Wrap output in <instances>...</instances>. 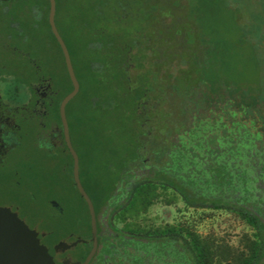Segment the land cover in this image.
I'll use <instances>...</instances> for the list:
<instances>
[{"label": "trees", "instance_id": "16d2710c", "mask_svg": "<svg viewBox=\"0 0 264 264\" xmlns=\"http://www.w3.org/2000/svg\"><path fill=\"white\" fill-rule=\"evenodd\" d=\"M198 1L55 0V25L80 87L66 107L80 178L93 203L120 206L123 215L130 212L135 218L144 217L158 190L179 197L187 210L234 215L256 230L240 251H224L181 223L167 224L158 232L183 236L195 264H264V211L251 207L258 205L248 191V179L234 177L225 155L213 148L214 138L200 132V101H206L208 91L221 81L211 73L218 62L210 60L226 38L212 37L210 29L205 32L196 16L202 10L195 5ZM209 1L223 4V12L244 10L243 0ZM249 1L256 9L249 22L236 20L232 33L252 50L264 40V0ZM180 10L190 14L181 20L174 15ZM48 11V0L0 1V47L5 52L0 85L14 104L28 97L30 106L38 99L35 87L47 86L51 101L46 107L60 128L59 104L72 85ZM181 49H188L189 55ZM181 57L184 61L179 62ZM181 63L186 68L173 78L171 69ZM202 87L205 98H200ZM21 145L11 150L6 170L13 183L33 169V151L24 152ZM37 150L66 178L89 226L62 138L53 152ZM25 199L35 201L29 195Z\"/></svg>", "mask_w": 264, "mask_h": 264}, {"label": "flooded vegetation", "instance_id": "af4514ba", "mask_svg": "<svg viewBox=\"0 0 264 264\" xmlns=\"http://www.w3.org/2000/svg\"><path fill=\"white\" fill-rule=\"evenodd\" d=\"M35 92L38 99L33 106H30L28 97L14 104L0 85V171L6 172L10 166L8 161L12 159L11 150L23 144L24 138L28 137L30 119L39 132L36 133L37 149L50 153L57 150L61 138L63 141L62 127L51 120L46 107L51 101L48 87L39 85ZM204 92L206 89L200 93V98H205ZM208 95L206 101H200L201 135L214 138L213 148L225 155L234 177L248 179V191L253 193V201L258 205L251 207L264 211V82L231 80L228 85L218 83L213 91H208ZM79 179L89 196L80 178V160ZM11 183L13 189L4 192L0 179V206L16 212L30 229L38 233L40 243L48 249L55 264H83L93 249L86 203L89 226L85 218L81 222L75 221V226H67L69 204L51 198L46 202L50 210L46 215L37 209L36 200L25 203L17 197L20 181ZM28 195L35 199L31 193ZM92 204L96 218V248L87 264H195L183 236L158 232L166 225H149L130 212L123 215V208L113 204ZM80 206L83 209V205ZM246 226L253 234L256 233L253 227ZM60 244L65 247L56 250Z\"/></svg>", "mask_w": 264, "mask_h": 264}, {"label": "rangeland", "instance_id": "374dc122", "mask_svg": "<svg viewBox=\"0 0 264 264\" xmlns=\"http://www.w3.org/2000/svg\"><path fill=\"white\" fill-rule=\"evenodd\" d=\"M251 2L249 0H243L240 6L244 10L239 9L232 13L223 12L224 5L221 3L219 5V2L216 1L203 0L202 4H200L199 0L197 2L198 4H195L198 9L200 7L202 8L200 13H196V16L199 15L201 17V24H203L205 32L206 29H210L215 34L212 37H217L219 40L226 38V40L224 39L226 42L223 44V47H221L222 44L218 43L217 49L214 51L216 55L210 60L211 62H218L211 73L212 75L216 74L219 78L218 80H221L219 83H222V80L248 81L250 83L264 82V40L259 48L254 49L252 47L251 50L246 44L239 42L238 37L236 38L238 36L237 32L235 33L234 31L232 33L236 20L238 23L249 22L253 14L252 11L257 7L255 3ZM175 12L174 15L181 20L190 14L188 10ZM262 17L264 18V16ZM262 25L264 27V21ZM231 39H233L232 42L229 41ZM252 44L254 45V43ZM248 48H250V51ZM182 51H184V54L182 53L183 55H189L188 49H181ZM2 53L5 54L0 47V61L4 57ZM250 60H253V62ZM182 61L184 60L181 57L179 62ZM185 68V64L181 63L177 68L171 69L170 74L174 78ZM212 83H214L213 80ZM22 96L23 94H21ZM80 104L81 99H78L75 101L74 107L78 108ZM27 130L29 135L27 138H24L21 148L24 149V152L28 150L33 151V169L30 175H27L25 171L21 173L19 177L21 185L16 195L22 200L23 198L25 199L28 193H31L35 196L34 200L38 202L37 209L46 215L50 213L46 205L47 200L50 198L57 197L62 202H68L70 205V216L65 223L67 226H75V221L77 223L78 221L81 222L84 220L83 209L78 200L71 194L66 178L59 176L54 169V164L46 162L38 152L37 147L39 141L36 140V133L38 131L33 127V121ZM0 177H2L0 178L2 179V190L4 192L5 190H12L11 182H13V179L10 177V172L0 171ZM30 181L32 182L29 183ZM157 193L158 198L145 212L144 217H142L149 225L151 223L161 227L167 224L175 225L181 223L191 228L201 237L213 242L214 245L217 244V246L222 247L224 251L225 249L231 251L244 250L243 246L245 241L252 237L253 233L250 228L234 215L209 210H187L181 199L170 191L158 190ZM24 202H26V199Z\"/></svg>", "mask_w": 264, "mask_h": 264}, {"label": "water", "instance_id": "95a60500", "mask_svg": "<svg viewBox=\"0 0 264 264\" xmlns=\"http://www.w3.org/2000/svg\"><path fill=\"white\" fill-rule=\"evenodd\" d=\"M0 1L7 2L11 0ZM48 2V24L62 52L66 71L72 85V91L61 100L58 113L62 127L63 141L72 159L73 181L80 197L86 203L90 215L93 249L83 263L87 264L96 248V218L92 201L84 191L79 179V160L71 144L69 127L66 119V107L69 102L76 97L80 87L75 76L68 49L55 25L56 2L55 0H48ZM62 247H65V245L60 244L55 249L58 250ZM0 264H55L48 249L40 243L38 233L30 229L29 226L18 217L16 212L11 211L8 207L2 206H0Z\"/></svg>", "mask_w": 264, "mask_h": 264}]
</instances>
